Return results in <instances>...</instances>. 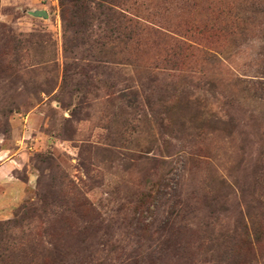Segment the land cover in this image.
Segmentation results:
<instances>
[{
  "label": "rangeland",
  "instance_id": "obj_1",
  "mask_svg": "<svg viewBox=\"0 0 264 264\" xmlns=\"http://www.w3.org/2000/svg\"><path fill=\"white\" fill-rule=\"evenodd\" d=\"M110 1L0 0V264H264V0Z\"/></svg>",
  "mask_w": 264,
  "mask_h": 264
},
{
  "label": "crops",
  "instance_id": "obj_2",
  "mask_svg": "<svg viewBox=\"0 0 264 264\" xmlns=\"http://www.w3.org/2000/svg\"><path fill=\"white\" fill-rule=\"evenodd\" d=\"M8 186L10 185L8 184ZM11 186L14 188V195L12 197L8 195V202H11V205L8 206H16L25 194V187L24 184L17 181H14L13 185Z\"/></svg>",
  "mask_w": 264,
  "mask_h": 264
},
{
  "label": "water",
  "instance_id": "obj_3",
  "mask_svg": "<svg viewBox=\"0 0 264 264\" xmlns=\"http://www.w3.org/2000/svg\"><path fill=\"white\" fill-rule=\"evenodd\" d=\"M33 15H36V16H46V12L43 11V10H40V9H37L35 11H33Z\"/></svg>",
  "mask_w": 264,
  "mask_h": 264
},
{
  "label": "trees",
  "instance_id": "obj_4",
  "mask_svg": "<svg viewBox=\"0 0 264 264\" xmlns=\"http://www.w3.org/2000/svg\"><path fill=\"white\" fill-rule=\"evenodd\" d=\"M114 1H116V4L119 2H122V0H112L110 1V3H113ZM105 7L108 9V11H113L114 13H116V10H114L112 7H109V6H105ZM238 255H243V254H238Z\"/></svg>",
  "mask_w": 264,
  "mask_h": 264
}]
</instances>
